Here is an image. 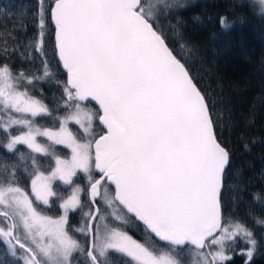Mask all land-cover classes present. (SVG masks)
Returning <instances> with one entry per match:
<instances>
[{"label": "snow or ice", "instance_id": "snow-or-ice-1", "mask_svg": "<svg viewBox=\"0 0 264 264\" xmlns=\"http://www.w3.org/2000/svg\"><path fill=\"white\" fill-rule=\"evenodd\" d=\"M260 4L264 7V0ZM161 6L170 7L165 0L159 5L145 0H51L47 8L41 4L35 51L44 54L50 22L54 54L67 73L66 114L55 118L58 130L38 126L37 118L51 117L52 112L28 87L51 77L47 60L42 76L17 75L9 65H0V133L7 141L3 147L18 153L17 146L25 145L55 161L46 175L31 157L33 168L26 169L30 193L19 185L15 171L4 169L0 242L12 257L19 250L25 264H72L73 254L80 252L88 264H102L111 251L130 258V264H181L173 253L186 249L194 253L191 264H229V251L239 238L250 245L242 254L246 251L251 259L256 244L251 230L242 222H227L222 211L230 153L218 138V121L205 95L157 25ZM221 24L228 27L223 19ZM85 101H95L98 110H88ZM95 121L102 126L98 135L93 134ZM69 123L79 125L88 138L80 142ZM54 145L70 149L71 158L56 156ZM78 172L87 177L91 202L87 223L76 229L91 237L86 253L67 228L69 213L81 207L83 189L73 180ZM56 180L71 186V192L59 203L63 214L53 219L34 203L50 204L57 195ZM97 198L108 208L125 210L113 217L119 223L107 221ZM7 209L19 215L23 238ZM128 220L141 222L168 251L158 253L133 239L123 227ZM96 221L104 222L103 231Z\"/></svg>", "mask_w": 264, "mask_h": 264}, {"label": "trees", "instance_id": "trees-1", "mask_svg": "<svg viewBox=\"0 0 264 264\" xmlns=\"http://www.w3.org/2000/svg\"><path fill=\"white\" fill-rule=\"evenodd\" d=\"M50 2L0 0V65H9L17 75L23 72L42 76V63L47 60L51 77L34 81V85L28 87L52 112L51 117H38V126L58 127L59 120L55 118L66 114L63 105L67 99L64 93L67 75L54 54V29L50 22L45 29L44 54L35 51L41 4L47 8ZM145 2L159 5L158 0ZM166 3L170 7H160L157 25L205 95L218 121V138L230 153L221 194L222 211L227 222L246 225L256 241L249 260L242 250L250 245L238 238L234 249L229 251L232 257L229 264H264V223H260L264 221V7L257 0H167ZM222 19L228 27L221 24ZM101 128L96 121L97 135ZM6 142L4 134L0 133V180L6 175L5 168L8 173L15 171L19 185L30 192L31 177L26 169L33 168L31 157H36L38 169L43 172L52 170L54 159L51 155L32 153L25 145L17 146L18 153H9L3 147ZM55 148L60 156L70 155L67 148ZM19 153L24 154V159ZM94 175L97 174L94 172ZM84 179V174L80 173L74 183L84 182ZM54 188L57 195L50 206L35 204L42 214L58 217L61 214L59 203L70 194L71 186L58 182ZM87 188L88 184L81 207L70 213L67 226L70 234L86 249L89 237L76 229L86 223L85 213L90 207ZM118 208L124 214L125 210ZM123 227L156 252L168 249L138 221L128 220ZM174 254L182 264H191L195 258L194 253L186 249ZM22 255L18 250V256L12 257L7 245L0 242V264H25ZM102 264H130V258L110 251Z\"/></svg>", "mask_w": 264, "mask_h": 264}, {"label": "rangeland", "instance_id": "rangeland-1", "mask_svg": "<svg viewBox=\"0 0 264 264\" xmlns=\"http://www.w3.org/2000/svg\"><path fill=\"white\" fill-rule=\"evenodd\" d=\"M152 1H153V0H151V3H152ZM158 1H159V3H160V0H158ZM166 1H167V0H165V2H166ZM257 1L260 2V0H257ZM85 105L87 106V109H88V110H91L92 112H95V111H96L95 108H94L90 103H86ZM41 127H43V126H41ZM68 127H69V129H71V131L73 132V134L77 137V139H78L80 142H83L85 139L88 138V137H84V136H83V130L79 128V125H77V124H75V123H69ZM55 128L58 130L59 126H58V127H55ZM93 134H97V132H96V121L94 122ZM37 139H38V141H40L41 143H45V144H49V143H50V142H48V141L46 140V138H44V137H38ZM56 146L64 147L63 145H54V146H53L54 149H56V148H55ZM64 148H65V147H64ZM67 149H68V148H67ZM68 150H69V152H70V149H68ZM50 151H52L51 148H50ZM54 154H55L56 156H59L61 159H70V158H71L70 155L67 156V157L60 156L56 150H55ZM51 156H52V155H51ZM54 166H55V161H54ZM40 171H41V170H40ZM50 172H51V170L48 171V172H44V173H45L46 175H48V174H50ZM80 173L84 174V176H85L84 182H79V183H74V184L78 185L79 187H81V189H83V191L81 192V196H80L81 204H82L83 194H84V190H85V188H86V186H87V184H88V180H87V177H86L85 173H83V172H78V174H80ZM78 174H77V175H78ZM73 180H75V177L73 178ZM58 182H61V181L56 180V181L53 182V189H54V191H55L54 186H55V184L58 183ZM61 183H63V182H61ZM85 184H86V185H85ZM30 192H31V190H30ZM30 192H29V193H30ZM52 198H53V197L50 198V204L47 205V206H50V205H51ZM88 198H89V197H88ZM33 200H34V197H33ZM89 201H90V200H89ZM98 201H99V200H98ZM37 203H38V202H37ZM90 203H91V202H90ZM34 206L36 207V204H35V203H34ZM45 206H46V205H45ZM98 207H102L103 213H104V215L106 216L107 221H113V217H114V215H124L123 213H121V212L119 211V208H118L117 206H115V205H114L113 207H111V208H108L106 205H103L102 202H101V204H98ZM0 210H5V209L3 208V206H0ZM7 210L9 211L10 215H13V216H14L15 222L19 225L18 231H19L20 235H21L22 238H23V236L25 235V233H24L23 225H22V222H21V220H20L19 215H16L15 210H13V209H7ZM70 213H71V212H70ZM70 213H69V215H70ZM62 214H63V210L61 209V214H60V215H62ZM43 215H45V214H43ZM60 215H59V216H60ZM47 216H48V215H47ZM59 216H58V217H59ZM50 217H52V216H50ZM58 217H52V218H53V219H56V218H58ZM85 219H86V218H85ZM2 220H3V217H0V221H2ZM113 222L116 223L117 221H113ZM86 223H87V219H86ZM86 223L82 224V227H84ZM103 223H104V222L96 221L94 225H97V224H98V226H99V227L101 228V230L103 231ZM0 226H4V225H3V224H0ZM130 236H131V235H130ZM132 238H133V237H132ZM133 239H135V238H133ZM135 240H136V239H135ZM136 241H137V240H136ZM137 242H139V241H137ZM89 243H90V237H89ZM139 243H141V242H139ZM82 246L84 247V249H85V253H86L87 249L85 248L84 244H82ZM157 248H160V247L158 246ZM166 251H168V249H167V248H163V249H161L160 251H157V252H158V253H162V252H166ZM173 255H175V254L173 253ZM41 259H42V260H45L46 258H43V257H42ZM103 260H106V257H105V258H102V261H103ZM46 264H47V262H46ZM72 264H88V257L86 256V254H81L80 252H76V253L73 254ZM181 264H182V263H181Z\"/></svg>", "mask_w": 264, "mask_h": 264}, {"label": "water", "instance_id": "water-1", "mask_svg": "<svg viewBox=\"0 0 264 264\" xmlns=\"http://www.w3.org/2000/svg\"><path fill=\"white\" fill-rule=\"evenodd\" d=\"M61 65V68H62V70L64 71V73L67 75V73H66V71L63 69V67H62V64H60ZM191 76V75H190ZM194 81V80H193ZM195 83V82H194ZM199 89V88H198ZM84 104H86V103H90V104H92V105H94V106H96L97 107V109L99 108V106L96 104V102L95 101H85V102H83ZM102 127V126H101ZM98 175V174H97ZM223 190V189H222ZM222 194V193H221ZM89 197V196H88ZM99 200V198H97V201ZM97 206H98V203H97ZM122 208V207H121ZM11 222V221H10ZM139 222V221H138ZM93 223H95V222H93ZM140 224H142L141 222H139ZM143 225V224H142ZM158 242H160V243H163L164 244V242H162V241H159L158 240V238H156L155 236H154V234H151ZM90 240H91V237H90Z\"/></svg>", "mask_w": 264, "mask_h": 264}]
</instances>
